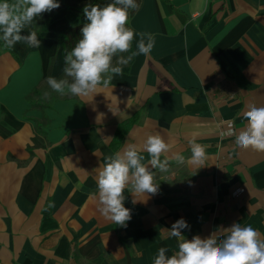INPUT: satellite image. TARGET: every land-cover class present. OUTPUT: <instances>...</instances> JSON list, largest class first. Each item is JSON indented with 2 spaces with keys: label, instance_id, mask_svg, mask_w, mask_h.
<instances>
[{
  "label": "crops",
  "instance_id": "obj_1",
  "mask_svg": "<svg viewBox=\"0 0 264 264\" xmlns=\"http://www.w3.org/2000/svg\"><path fill=\"white\" fill-rule=\"evenodd\" d=\"M85 22L62 10L42 23L39 48L0 47V264H153L159 248L168 256L177 249L166 229L181 218L186 239L223 238L234 223L264 238V153L226 134L244 127L249 104L264 106V0H142L128 26L155 37L151 54L94 96H61L46 79L65 66L55 37ZM36 88L44 108L28 100ZM132 118L114 149L119 126ZM38 123L45 136L36 146ZM155 134L171 143L169 157L186 161L195 137L207 145L205 165L170 160L164 173L149 166L158 193L125 189L131 220L112 223L98 210L97 169Z\"/></svg>",
  "mask_w": 264,
  "mask_h": 264
},
{
  "label": "clouds",
  "instance_id": "obj_2",
  "mask_svg": "<svg viewBox=\"0 0 264 264\" xmlns=\"http://www.w3.org/2000/svg\"><path fill=\"white\" fill-rule=\"evenodd\" d=\"M59 7L58 0H0V40L4 47L10 49L24 43L30 48H39L38 33L30 26L43 13ZM139 7L137 0H112L104 6L85 5L86 22L80 30V38L64 57V75L60 79L49 76L48 86L61 96H94L99 88H108L114 76L123 74L124 65L139 55L149 56L155 37L151 33H136L128 26L130 13ZM25 29H28L27 35L22 34ZM136 37L139 39L133 51ZM243 120L244 127L238 131L230 127L226 134L235 136L238 148L264 153V106L249 104L243 112ZM188 143L191 155L187 161L178 152L169 157L172 145L160 134L149 135L142 147L128 143L122 151L106 156L96 175L99 212L112 223L126 226L131 220V210L124 206L125 189L134 197L155 195L159 191L155 172L149 166L161 173L169 171L170 160L177 164L187 162L193 168L204 167L207 145L197 143L195 137ZM142 152L148 154L147 163ZM136 202L134 199L133 203ZM189 227L181 218L166 229L168 235L178 241L177 249L168 256V248H159L153 264H264V238L251 226L234 223L222 229L223 238L213 232L207 238L195 235L186 239L182 230Z\"/></svg>",
  "mask_w": 264,
  "mask_h": 264
},
{
  "label": "trees",
  "instance_id": "obj_3",
  "mask_svg": "<svg viewBox=\"0 0 264 264\" xmlns=\"http://www.w3.org/2000/svg\"><path fill=\"white\" fill-rule=\"evenodd\" d=\"M58 2L60 3V7L58 9H54L49 13H43L42 17H39V20L36 24V32L39 31V28L41 27L43 22H45L48 18L55 16L57 13H59L62 10L72 11L77 15H83V8L85 7V5L100 4L101 6H104L105 4L112 2V0H58ZM137 3H139V5L141 6L142 0H137ZM137 11H132L130 13L129 19L133 17L137 13ZM82 26L83 24L77 25L75 27H71L65 30L64 32L56 34V37H55L56 41L58 42L59 46L62 47L66 51V53L74 47L75 43L80 38L81 36L80 30ZM0 47L7 49L6 47H4L2 40H0ZM63 75L64 74H62L58 79L62 78ZM49 76L50 74H48L47 78ZM37 97H39V89L36 88L33 91V93L28 97V100L32 104V107L35 106V107L44 108L45 106L41 105L40 101L35 100V98ZM136 121H137L136 118H132L122 123L119 126L116 136L111 143V146L114 149H117L122 144L126 134L130 131V129L136 123ZM36 132L38 134H36V138L34 139V141H35V145L39 146L40 144L38 143V136H45V132L41 129V125L39 123L36 125Z\"/></svg>",
  "mask_w": 264,
  "mask_h": 264
}]
</instances>
